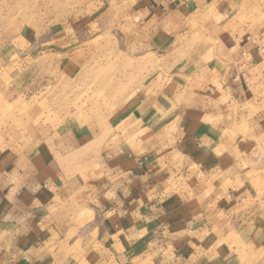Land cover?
I'll return each instance as SVG.
<instances>
[{
	"label": "crops",
	"instance_id": "crops-1",
	"mask_svg": "<svg viewBox=\"0 0 264 264\" xmlns=\"http://www.w3.org/2000/svg\"><path fill=\"white\" fill-rule=\"evenodd\" d=\"M113 10L101 64L99 33L14 48L0 0V264H264V0Z\"/></svg>",
	"mask_w": 264,
	"mask_h": 264
},
{
	"label": "rangeland",
	"instance_id": "rangeland-1",
	"mask_svg": "<svg viewBox=\"0 0 264 264\" xmlns=\"http://www.w3.org/2000/svg\"><path fill=\"white\" fill-rule=\"evenodd\" d=\"M122 2L127 0H9L10 13L17 15L12 17L10 33L19 32L21 37L20 40L13 41L12 46L30 49L38 44H45L49 39L63 38L65 29L68 28L78 39L82 33L104 34L97 46L101 50L99 62L102 64L112 61L114 51H122L128 47L124 39L125 33L115 23L117 19H114L113 9ZM119 14L116 11V15ZM251 29L253 25L250 23L249 30ZM101 95L90 91L86 97L90 101H96ZM80 108V98H75L73 110L79 111ZM89 108H96V104H89ZM259 140L257 156H254L257 160L256 171L248 176L249 180H264V136Z\"/></svg>",
	"mask_w": 264,
	"mask_h": 264
}]
</instances>
